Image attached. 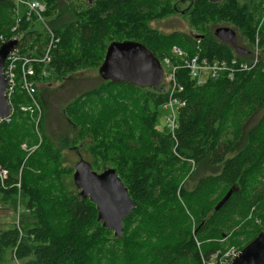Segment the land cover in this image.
<instances>
[{"label": "trees", "instance_id": "trees-1", "mask_svg": "<svg viewBox=\"0 0 264 264\" xmlns=\"http://www.w3.org/2000/svg\"><path fill=\"white\" fill-rule=\"evenodd\" d=\"M40 1L60 42L48 64L34 66L42 109L39 146L33 152L21 149L23 143L27 148L38 144L33 113L16 109L8 121L0 122V167L8 172V179L0 182V204L15 215L19 208L22 231L20 238L13 218V225L0 232V264L8 249L11 260L21 264H203V258L216 252L221 257L234 246L241 251L262 229L254 219H264V112L246 132L245 146L235 149L247 120L264 109V21L257 31L263 0ZM182 2L188 3L182 15L197 37L164 35L149 27L177 13ZM15 21L13 0H0V36L13 37ZM218 23L238 31L246 54L215 38L212 27ZM31 26L21 22L17 31L23 33L21 53L41 56L47 40L28 30ZM258 34L257 67L231 80L220 75L197 85L187 70L176 72L185 101L178 111L177 145L166 130L155 129L168 97L163 85L139 88L103 79L65 105L77 129L74 138L46 132L48 86L98 69L113 41L139 42L159 61L176 46L189 56L250 62ZM10 100L13 106L29 105L19 89ZM76 137L91 138L87 153L92 169H115L136 205L124 219L119 238L102 227L95 205L68 186L73 168L62 165L61 152ZM173 148L184 160L174 156ZM186 160L195 162V172L190 173ZM213 168L216 174L198 176L202 169ZM193 177L189 189L186 183ZM231 188L234 192L216 211Z\"/></svg>", "mask_w": 264, "mask_h": 264}, {"label": "water", "instance_id": "water-1", "mask_svg": "<svg viewBox=\"0 0 264 264\" xmlns=\"http://www.w3.org/2000/svg\"><path fill=\"white\" fill-rule=\"evenodd\" d=\"M209 1L217 3L223 0ZM93 2L94 0H87L88 4ZM214 36L219 41L234 47L239 54L247 53L245 49L236 46V34L230 28H216ZM16 44L17 41L8 40L0 46V121L11 115V109L4 94L7 82L3 68L7 55ZM97 73L104 81L127 82L139 88L159 87L163 79L159 60L143 44L126 40L113 41L107 46ZM72 180L79 196L89 199L95 205L98 221L101 222L102 227L112 231L114 237H121L123 221L136 205L115 169L106 167L101 172H96L90 163L80 159L74 165ZM233 192L234 189L231 188L226 193L215 206L216 211L227 202ZM230 264H264V228L241 249Z\"/></svg>", "mask_w": 264, "mask_h": 264}, {"label": "built area", "instance_id": "built-area-1", "mask_svg": "<svg viewBox=\"0 0 264 264\" xmlns=\"http://www.w3.org/2000/svg\"><path fill=\"white\" fill-rule=\"evenodd\" d=\"M13 3L16 21L12 31L15 32V34L8 40H15L17 41V44L7 55L4 63L3 73L7 82L4 94L11 109L10 117L16 109H19L22 112L33 113L34 127L37 132L41 122L42 109L36 98L38 84L35 80L36 71L34 66L48 64L51 61V53L56 48L57 44H59L60 40L47 25V18L44 15L46 11L44 2L40 0H13ZM262 13L263 22L264 0L262 1ZM21 22L31 23L32 26L28 30L45 36L47 42L41 46L43 55H22L21 39L23 33L17 32L20 29ZM8 40L3 36H0V46ZM258 45V39L256 38L254 48L249 53L250 58H252L250 62L240 61L235 58L230 60L209 59L201 57L199 54L189 56L178 47H173L170 55L164 57L162 61H159L163 71L162 84L165 86V91L168 94L167 100L161 106V109L165 112L164 127L174 140L176 139L175 131L178 128V111L185 104V101L179 96V94L183 92V86L178 82L176 72L181 69L187 70L189 76L196 81L197 85L205 83L210 78L215 79L220 75H225L227 79L231 80L237 73L250 71L257 67L260 60ZM36 48L37 47L34 48V51L37 50ZM40 73L43 76L46 74L43 69ZM16 89L23 91L27 95L29 105H12L10 99ZM10 117L2 121H8ZM175 143L177 145L176 140ZM7 179L8 172L0 167V182L3 184ZM16 186L19 187V184ZM19 213L20 210L18 208L15 225L21 238L22 231L19 226ZM239 252L238 248L231 247L221 257H218V252H216L212 254L208 260L203 258L202 261L203 264H230L232 259H234Z\"/></svg>", "mask_w": 264, "mask_h": 264}, {"label": "rangeland", "instance_id": "rangeland-1", "mask_svg": "<svg viewBox=\"0 0 264 264\" xmlns=\"http://www.w3.org/2000/svg\"><path fill=\"white\" fill-rule=\"evenodd\" d=\"M74 1L78 3L84 1L87 3V0H74ZM238 1L242 3L247 0H238ZM187 6H188L187 2L177 3L176 5L177 13L169 17L163 18L161 20L150 22L149 27L164 35H169L174 32H177V33H183V34L191 35L193 37H197L198 36L197 31H195L194 29L190 27L187 18L184 15H182L183 10ZM262 20H263V13L262 11H260V22L258 24L257 31L260 28V23L262 22ZM220 27H227L233 30L236 34V46L244 49L246 44L244 43V41L241 40V38L239 37L238 31L233 26L225 24V23H218L217 25L212 27L213 33L216 28H220ZM258 40H259V34H258ZM173 47H176V46H173ZM63 81L61 82L58 81L48 86L49 87L48 88L49 89L48 103H49L50 110H49L47 119L45 121L46 132L49 136L54 137V138L64 137V135H69L70 138H74L77 132V129L73 125H71L70 120L67 118L65 111H64V108L66 107L65 105L67 102H69L70 100L78 96L81 92L99 85L102 82V79L99 77L97 73V68L96 69L89 68V69H85L79 72L78 74L70 76L68 81L66 79H64ZM162 85L163 84L161 83V86ZM263 112H264V109L258 110L254 112L253 115L247 120V122L245 123L243 127L242 135L240 136L237 144L235 145L236 150H240L241 148L245 146L246 132L257 124ZM164 114L165 112L160 108L158 123L155 127L157 131H165ZM32 124L34 125V121L32 122ZM33 130H34L36 139L38 140V144L34 145L31 148H27L25 143L21 145V149L26 150L28 152H33L42 141V132L40 130V125H39V129L37 132L35 131V127L33 128ZM89 144H91L90 137H83V138L76 137L67 149L62 150L61 152L62 153V165L66 168H73V172H74V165L80 159H83L84 161L88 163H92L93 159L91 155L87 153L88 152L87 146ZM172 153L178 159L184 160L178 155V153L176 152V148H173ZM186 161L190 166V173L195 172L196 171L195 162L193 160H186ZM93 170L96 172L102 171L101 169L99 170L97 168ZM217 172H218V169L216 168H213L212 170L202 169V171L200 172L198 176L200 175L207 176L209 174H216ZM67 183L71 190L75 189L72 178H68ZM194 184H195V178L193 177L187 180L186 187L190 189L194 186ZM5 206L6 205L1 206L0 204V232L2 230H6L10 228L13 225V218H16L17 216V213L15 215L13 211H11L9 208ZM253 211H254V208L251 210V213ZM21 213H22V209H21ZM251 213L248 218L252 216ZM254 221H255V224L259 228H264V219L255 218ZM11 256H12V251L10 249L6 250L5 259L2 264H21L20 261L11 260Z\"/></svg>", "mask_w": 264, "mask_h": 264}]
</instances>
